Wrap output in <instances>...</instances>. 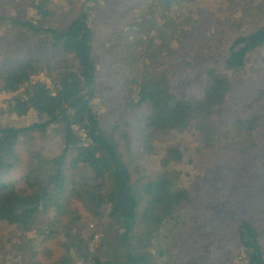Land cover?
<instances>
[{
  "label": "trees",
  "instance_id": "trees-1",
  "mask_svg": "<svg viewBox=\"0 0 264 264\" xmlns=\"http://www.w3.org/2000/svg\"><path fill=\"white\" fill-rule=\"evenodd\" d=\"M39 1L29 4L44 23L0 13L17 36L12 52L29 41L54 52L49 60L0 67V92L9 96L0 100V225L9 228L0 229V264H264L260 207L246 212L235 201L236 217L215 224L222 241L212 240L193 193L172 169L180 149L168 146L150 177L134 160L133 119L124 113L129 105L149 108L137 123L143 156L156 155L162 140L191 133L197 154H206L207 164L218 160L239 184L234 200L250 184L253 192L264 185V17L252 19L264 12V0H217L219 20L206 38L197 33L200 0H140L116 33L127 42L103 56L95 0H83L80 15L61 27ZM38 74L49 84L33 82ZM21 117L28 124H15ZM51 132L60 143L55 153L18 155L24 137ZM17 171L21 176L11 179ZM160 236L176 239L189 255L154 249Z\"/></svg>",
  "mask_w": 264,
  "mask_h": 264
},
{
  "label": "rangeland",
  "instance_id": "rangeland-1",
  "mask_svg": "<svg viewBox=\"0 0 264 264\" xmlns=\"http://www.w3.org/2000/svg\"><path fill=\"white\" fill-rule=\"evenodd\" d=\"M40 3L39 0H35ZM47 3L45 7L52 15L48 17L49 21L52 22L53 26L61 27L71 20L80 15L83 7V0H46ZM140 0H95V14L93 15L96 20V25L94 27L98 41L102 43L99 47L98 56L107 55L109 49L116 52L119 47L124 46L127 42L125 39H116V33H118V28L125 29L129 23L130 14L138 7ZM225 3L227 0H219ZM30 0H0V13L3 16H11L14 18L27 19L33 22L40 21L39 23L46 22L45 19L40 17L39 13H35L30 6ZM201 8L199 10L196 18L201 20L203 25L202 29L197 33L202 37L206 38L212 35L210 30H213V26L218 22L219 17L216 16V9L219 7L217 0H200ZM259 3L261 1L259 0ZM226 7V5H224ZM264 7V3H261V8ZM231 7L227 8V15L231 19L233 15ZM55 14V15H54ZM246 16V15H245ZM264 17V12H255V17H252L255 21L259 18ZM8 23H0V67L5 70L14 66L17 63L32 61V60H49L54 56L50 46L46 48H40L33 42H26L22 46V50L18 53H14L10 50L11 46H15L16 37L13 30L9 31L7 29ZM221 28L226 26V22L220 21ZM230 32V31H227ZM122 36V34H121ZM109 67L114 71V65H109ZM35 80V78H33ZM39 80L48 82L46 77L41 76ZM184 83V81L182 82ZM9 96L4 92H0V100H4ZM100 99H97L99 102ZM149 108L147 106H141L136 108L133 105H129L124 109V113L130 114L132 120L131 124V135H132V148L134 151V160L138 163L140 162L146 169L147 174L152 177L159 173L160 171V160L164 157L166 148L168 146L174 145L180 149L183 154L181 161L176 162L172 165V169L179 171L180 180L179 185L193 193L196 200V209L198 210L200 221L211 227L213 232L212 240L218 242L222 241L223 235L220 230L216 228L215 224L223 221V219L235 218L236 212L238 210L234 207L237 201L239 207L247 212V210L257 209V214L264 217V185H257L255 192L249 191L253 184H250L243 190L242 194L234 200V196L239 192L240 186L237 182L231 179L230 170L218 165V160H210L207 164V155L197 154L195 147L197 146V138L191 133H184L177 137H170L157 143V154L151 157H145L142 154V146L140 145L139 133L137 131V123L141 121L145 115H147ZM15 124L19 126H25L28 124L29 120L21 117L15 119ZM31 137H24V140L18 145V155L26 160L29 155V151H41L45 153H55L59 150L60 143L52 132L47 136H40L38 133L32 135ZM25 162V161H24ZM21 176V172H13L11 179H18ZM258 195V197H257ZM257 198V207H252L251 200ZM243 202H248L247 206H243ZM235 205V206H237ZM81 214L84 217V221L88 226H91L90 216L80 208ZM243 211H240L242 214ZM49 220L48 216L43 217L42 223ZM0 229H4L5 232L9 230L5 225H0ZM41 229H39V232ZM164 236V235H163ZM177 240L174 238L164 239V237H159L154 244V249L157 244L159 248L170 249L175 254L177 259L186 257L189 255V251L182 248L181 246H176ZM51 248L55 252L56 256H60L63 250L55 242L50 243ZM231 249H236V243L234 241L230 244ZM169 249V250H170Z\"/></svg>",
  "mask_w": 264,
  "mask_h": 264
},
{
  "label": "built area",
  "instance_id": "built-area-1",
  "mask_svg": "<svg viewBox=\"0 0 264 264\" xmlns=\"http://www.w3.org/2000/svg\"><path fill=\"white\" fill-rule=\"evenodd\" d=\"M43 76V77H46L48 79V82L47 84H49V78L47 77V75L45 74H38V75H35V76H32V81L35 82V81H43V80H39L40 77ZM33 78H35V80H33ZM5 94H7L6 92H4ZM8 95V94H7Z\"/></svg>",
  "mask_w": 264,
  "mask_h": 264
}]
</instances>
